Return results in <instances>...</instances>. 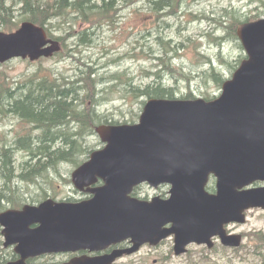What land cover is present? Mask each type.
I'll return each mask as SVG.
<instances>
[{
  "label": "water",
  "instance_id": "1",
  "mask_svg": "<svg viewBox=\"0 0 264 264\" xmlns=\"http://www.w3.org/2000/svg\"><path fill=\"white\" fill-rule=\"evenodd\" d=\"M236 35L246 59L222 84L219 97L152 98L137 124L95 128L104 147L71 175L79 191L102 182L87 190L90 200L48 199L0 213L4 247L15 245L19 257L7 264L130 240L131 248L114 252L110 263L170 236L175 256L185 254L191 244L212 249L213 238L224 247H240L242 236L227 233L225 226L245 224L250 210L264 211V185L254 186L264 184V19L240 24ZM60 51V42L32 22L0 32V64L13 59L36 62ZM210 176L214 194L206 191ZM141 184L153 189L168 185L169 197H131ZM97 262L105 264L104 258Z\"/></svg>",
  "mask_w": 264,
  "mask_h": 264
},
{
  "label": "rangeland",
  "instance_id": "2",
  "mask_svg": "<svg viewBox=\"0 0 264 264\" xmlns=\"http://www.w3.org/2000/svg\"><path fill=\"white\" fill-rule=\"evenodd\" d=\"M16 1L6 0L4 4L6 7H12ZM103 1L109 0L87 2L99 6ZM152 1L154 0H140L131 4L130 0H114L112 6L119 9L115 22L103 23L97 28L85 26L81 23L80 15L71 14L70 19L77 22L73 26L74 32L71 35L68 34L70 23L55 19L50 32L64 39L68 49L66 55L62 58L41 59L34 63L14 59L1 64L0 89L1 86L8 88L14 91V97L18 98L23 90H16L22 88L26 79L39 68L49 70L55 76L61 74L67 78L66 81L73 82L79 69L86 71L85 68L88 67L95 72L97 89L105 98L97 106L96 111L119 125L138 123L148 100L144 96L138 98L133 96L131 91L135 88L143 90L148 85L161 83L164 87L173 88L176 99L188 93H191L193 99L217 98L221 94V87L207 78L205 73L214 67L224 80H227L234 72L232 65L236 66L238 61L245 57L244 50L238 47L239 41L229 37L228 30L222 28L218 22L222 20L224 26L230 25L227 12L235 13L241 21L251 16L257 17L255 20L262 19L264 0H177V6L173 8H170L169 4L157 8ZM20 10L21 5L12 8L14 22L22 19ZM20 24L21 22L18 26ZM83 28L87 31V36L89 35L85 37L89 40L88 44L80 41ZM0 31L5 32L1 23ZM163 62L170 65L174 71L165 70ZM82 63L86 67L82 66ZM77 94L79 96V92ZM2 101L5 102L4 98ZM41 130L36 124L26 123L11 113L0 114V151L4 146L13 148L15 167L9 174L12 178L11 184L6 183L4 179L7 171L0 168V192H2L0 212L18 208L5 199L9 195L4 190L5 185L16 191L14 203L17 204H21V200L31 201L34 197H43L46 194L54 195L57 199L72 196L71 173L77 167L70 163H59L56 172L46 171L34 182L23 181L19 177V174L32 171L31 168L22 171L24 164L33 166L37 159L31 158L29 149L22 148L15 142L22 138L35 146L39 143V139L37 140L39 133L40 138L43 136L44 131ZM103 147L104 144L100 142L97 134L89 135L83 140L84 153L80 154L77 160L82 164L88 161L92 152ZM168 191L166 187L154 190L145 185L137 193L140 198L150 200L162 194L168 196ZM246 216L247 221L244 225L231 224L226 229L233 234L264 233L263 211L250 210ZM3 241L1 236L0 251L3 248ZM243 244L238 252L223 250L220 246L208 250L205 247L190 245L187 256L185 254L178 258L173 254L172 241L166 240L157 250L143 249L134 257V262L139 260L140 264H151L153 259L161 256L167 257L163 260V264H261L262 257L255 248L257 243L254 237L245 236ZM10 251L9 248L4 253ZM170 253L172 256L168 258ZM52 260L55 259L43 257L32 264L49 263Z\"/></svg>",
  "mask_w": 264,
  "mask_h": 264
},
{
  "label": "trees",
  "instance_id": "3",
  "mask_svg": "<svg viewBox=\"0 0 264 264\" xmlns=\"http://www.w3.org/2000/svg\"><path fill=\"white\" fill-rule=\"evenodd\" d=\"M5 1L6 0H0V23L2 24V30L11 32L17 28L19 22L24 21H29L35 25L45 27L48 36L61 43L62 51L54 56L58 58L64 57L68 49L63 38L56 37L50 32L53 25L52 22L55 19L60 22H69L70 32L68 34L71 35L74 32L73 26L77 24L74 19H70L69 16L71 14L77 13L80 15L82 17L80 18L81 23L85 24V26L97 28L101 27L103 23H114L119 12L117 7L112 6L114 0L103 1L99 6L95 3L87 2L88 0H17L12 7H6L4 4ZM130 1L131 4H134L140 0ZM176 2L177 0L152 1L157 8L167 4H169L170 8H173L177 6ZM16 5H21L20 12L22 19L19 22H14L12 16V8ZM226 16L231 21L228 27L223 25L222 20L218 23L222 28L228 30L227 35L234 40H237L235 29L238 24L242 22H251L257 18L251 16L241 21L233 12H227ZM81 33L83 35L80 41L88 44V39H85L87 31L83 28ZM238 47L242 49L240 43ZM77 62H79V60H77ZM239 62L240 61H238V64ZM81 65L85 66L83 63ZM237 65H232V69L235 70ZM85 69L86 71H84V69H79L75 81L68 82L66 81L67 78L61 74L55 76L51 71L39 68L26 79L22 88L19 87L16 90H23L18 98L14 97V91L1 86L0 114L4 115L5 112L10 110L15 115L18 114L21 120L26 123L36 124L39 130L42 129L44 131L42 138H40L41 134L39 133L37 137L39 143L35 146L30 145L29 142L27 143L24 140L18 141L22 148H24L26 143V146L29 144L31 146L29 147L30 156L37 159L36 164L33 166H29L28 163L24 164L25 167H23L24 170L22 171H26L30 168L32 171L27 174L22 173L19 175L20 179L23 181L34 182L38 176L42 175L44 172L46 173V171L53 170L56 172L58 164L62 162H67L77 167L81 163L77 158L80 154L84 153L83 140L85 137L94 135V130L99 125L117 124L116 122L110 121L107 116L96 111L97 106L105 98L101 96L102 92L97 89L95 72L88 67ZM164 69L169 72L174 71L170 65L165 63ZM205 75L218 87H221L224 82V78L214 67H211ZM114 78L118 77L114 76ZM77 92H79V96ZM131 93L136 98L144 96L148 99H176L174 97L173 88L164 87L161 83H156L153 86L148 85L143 90L135 88ZM4 97H6V99L10 98L8 100L10 102L5 100ZM3 98L5 102L2 101ZM180 99H193V96L191 93H188ZM204 100L208 101L211 100V98L206 97ZM11 153H13V148L8 147L7 149L6 146L0 151V168L7 171L5 172L6 176L4 179L8 184L12 182V178L9 174L12 169H14ZM4 187L6 188L4 190L9 193L5 199L11 201L12 206L17 207L18 204L16 202L14 203L16 191L9 188L10 186L6 187L5 185ZM1 195L2 192H0V197H2ZM247 235H252L256 240L257 244L255 248L262 257V260L260 259L261 264H264V233H243V237ZM239 250L240 249L235 250V252ZM4 252L3 249L0 251V264H6L8 261L15 259L12 253L5 254Z\"/></svg>",
  "mask_w": 264,
  "mask_h": 264
},
{
  "label": "flooded vegetation",
  "instance_id": "4",
  "mask_svg": "<svg viewBox=\"0 0 264 264\" xmlns=\"http://www.w3.org/2000/svg\"><path fill=\"white\" fill-rule=\"evenodd\" d=\"M70 184H72L71 181H70ZM101 185H102V182L100 180H98V181L95 182L94 185H92L88 189H85V191H78L77 189L72 187L70 189V194H72V196L64 198V199H57L56 196H54V195L48 196L46 194L43 197H34V198L31 199V201L23 202V200H21L20 206L18 208H16V209L20 210L25 205L37 206V205H39L40 203H42L43 201H45L47 199H52V200L57 201V202H69V203H79V202H82V201H87V200H90L91 197H92L90 192H88L87 190L94 189V188L99 187ZM142 186H145V185L137 186L133 190L132 196L135 197V198H138L140 200H144V201L146 200L147 201L148 199L140 198L138 196L137 192ZM162 187L169 188L166 185H162V186H159L156 190L162 189ZM206 191L208 193H210V194H214L215 193V179L212 176L209 178L208 185L206 187ZM75 196H78V197H75ZM159 197L162 198V199H166L168 196H167V194H164V195L162 194ZM166 240L172 241V243H173V236L165 239L164 241H166ZM164 241L159 243V245H157L156 247H151L148 244L144 245V246L140 247V249L136 253L131 254V255H125L124 254L121 257H118L115 260L111 261L110 263H107V259L114 252L123 251V250L129 249L132 246V244L130 243L129 240L123 241V242H120V243H116V244H110L107 247H104L102 249L98 248V249L92 250L90 248H84V249H80L77 252H67V253H61V254H56V255H43L41 257H37L36 259L32 260L31 263H33L37 259H41L43 257L44 258L49 257V258H54L55 260H52L49 263H41V264H67V263L71 262L74 259H80L81 264H98L97 261L99 259H101V258H104V263L105 264H140L139 260L134 262V257L136 255H138L143 249L157 250L163 245ZM213 242H214V247H218L219 246V241H218L217 238H214ZM201 247H204V246H201ZM10 249L12 251V248H10ZM13 256L16 259L17 256L14 253H13ZM171 256L172 255L170 253V255H168V258L171 257ZM185 256H187V254ZM166 258L167 257L158 256L157 258H155V259H153L151 261V264H163V260H165ZM178 258H181V256L178 257Z\"/></svg>",
  "mask_w": 264,
  "mask_h": 264
},
{
  "label": "bare ground",
  "instance_id": "5",
  "mask_svg": "<svg viewBox=\"0 0 264 264\" xmlns=\"http://www.w3.org/2000/svg\"><path fill=\"white\" fill-rule=\"evenodd\" d=\"M157 2H160V1H157ZM165 3H166V2H165ZM158 4H159V3H158ZM157 6H158V5H157ZM162 9H163V8H162ZM167 22H168V21H167ZM176 25H177V24H176ZM38 26H39V25H38ZM40 27H42V26H40ZM90 28H91V27H90ZM94 29H95V28H94ZM88 34H89V33H88ZM88 36H89V35H88ZM88 36H87V37H88ZM50 39H51V40H54V41H57L56 39H54V38H52V37H51ZM88 41H89V40H88ZM58 42H59V41H58ZM60 45H61V43H60ZM4 98H5V100H7V101L10 99V98H7V99H6V97H4ZM21 98H22V97H21ZM0 100H1V99H0ZM11 101H12V100H11ZM8 102H10V101H8ZM0 103H1V102H0ZM10 104H11V103H10ZM2 105H3V104H2ZM3 107H4V106H3ZM7 108H8V107H7ZM9 109H10V108H9ZM8 113L13 114V116L15 115V114L12 113V111H10V110L7 111V112H5V114H8ZM16 116H18V114H16ZM18 117H19V116H18ZM19 118H20V117H19ZM20 140L22 141L23 139L21 138ZM22 143H24V142H22ZM22 143H21V144H22ZM27 143H28V142H27ZM27 143H26V144H27ZM15 144H16V145H19L18 141L15 142ZM26 144H25L24 148H27V149H29V147H31L30 145H32V144L30 143V145L28 144V145L26 146ZM19 146H20V145H19ZM7 149H8V147H7ZM30 149H31V148H30ZM17 150H18V149H17ZM13 152H14V151H13ZM13 155H14V153H11V157H12V159H13ZM31 158H32V157H31ZM12 164H13V163H12ZM22 165H23V164H22ZM12 167H13V166H12ZM14 168H15V167H14ZM20 171H21V170H20ZM18 174H19V173H18ZM19 175H20V174H19Z\"/></svg>",
  "mask_w": 264,
  "mask_h": 264
}]
</instances>
